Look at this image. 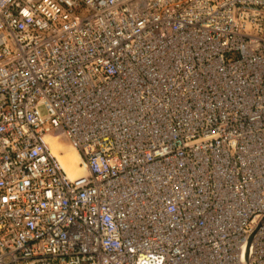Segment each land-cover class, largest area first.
I'll return each instance as SVG.
<instances>
[{
	"label": "built area",
	"instance_id": "obj_1",
	"mask_svg": "<svg viewBox=\"0 0 264 264\" xmlns=\"http://www.w3.org/2000/svg\"><path fill=\"white\" fill-rule=\"evenodd\" d=\"M0 264H264V0H0Z\"/></svg>",
	"mask_w": 264,
	"mask_h": 264
},
{
	"label": "bare ground",
	"instance_id": "obj_2",
	"mask_svg": "<svg viewBox=\"0 0 264 264\" xmlns=\"http://www.w3.org/2000/svg\"><path fill=\"white\" fill-rule=\"evenodd\" d=\"M48 140L51 142L53 149L57 150L56 153L58 154L60 160L62 161L63 165L65 166L66 170L68 171V173H70L71 176H78L84 172V169L81 168L78 164L79 163V152L75 148H73L74 150L72 152H74V154H72V153L69 154V151L67 154L60 147V145H62V146L64 145L63 143H64V141H67L66 139H58L56 137L49 136ZM53 141H54V143H53ZM60 151H63V153H60ZM70 151H71V149H70ZM72 155H74L72 158V161H69V159Z\"/></svg>",
	"mask_w": 264,
	"mask_h": 264
},
{
	"label": "rangeland",
	"instance_id": "obj_3",
	"mask_svg": "<svg viewBox=\"0 0 264 264\" xmlns=\"http://www.w3.org/2000/svg\"><path fill=\"white\" fill-rule=\"evenodd\" d=\"M53 143H54V141H53ZM64 145L62 146V145H60V147L62 148V150L65 152V153H67L68 154V151H69V154H74V152H72L74 149H73V147L67 142V141H64V143H63ZM67 146V147H66ZM66 149V150H65ZM70 149H71V151H70ZM55 150V149H54ZM57 150H55V152H56ZM73 156L74 155H72L71 157H70V159H69V161H72V158H73ZM70 174V173H69ZM72 177H74V176H72Z\"/></svg>",
	"mask_w": 264,
	"mask_h": 264
}]
</instances>
